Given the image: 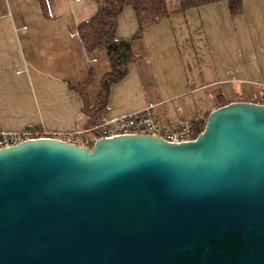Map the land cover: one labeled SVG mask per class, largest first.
Segmentation results:
<instances>
[{"label": "water", "instance_id": "obj_1", "mask_svg": "<svg viewBox=\"0 0 264 264\" xmlns=\"http://www.w3.org/2000/svg\"><path fill=\"white\" fill-rule=\"evenodd\" d=\"M0 264H264V104L193 139L0 148Z\"/></svg>", "mask_w": 264, "mask_h": 264}, {"label": "crops", "instance_id": "obj_2", "mask_svg": "<svg viewBox=\"0 0 264 264\" xmlns=\"http://www.w3.org/2000/svg\"><path fill=\"white\" fill-rule=\"evenodd\" d=\"M171 11L142 29L133 44L139 57L110 87L104 117L152 104L161 125L202 118L229 102L264 96V0H242L231 15L226 1ZM0 0V129L17 132L38 127L75 131L88 119L83 100L71 85L91 83V101L109 70L102 49L89 50L77 26L96 11L93 0ZM138 29L131 6L117 17L115 36L129 38ZM257 95V96H258Z\"/></svg>", "mask_w": 264, "mask_h": 264}, {"label": "trees", "instance_id": "obj_3", "mask_svg": "<svg viewBox=\"0 0 264 264\" xmlns=\"http://www.w3.org/2000/svg\"><path fill=\"white\" fill-rule=\"evenodd\" d=\"M44 14H47L45 0H38ZM96 4L95 13L77 26V33L81 43L89 50L102 49L105 51L109 70L99 80V90L96 97L91 101L88 96V87L91 78L84 82L71 85L83 100L81 113L87 116L82 128H91L96 125L107 111V102L110 87L124 78L128 73L130 62L137 61L139 57L134 53L133 44L141 37L142 29L156 23L160 18L167 16L171 11L168 9L166 0H93ZM221 0H180L179 10L189 7L208 4ZM231 15L239 13L242 9V0H224ZM131 6L136 15L138 29L129 38H117L115 29L117 17L122 9ZM258 95V94H257ZM255 96L252 102L264 104V96ZM237 101H242L240 98ZM228 101L220 98L218 106L227 104ZM206 115L198 118L199 128L191 136L196 137L203 129ZM194 120H191L193 122ZM33 127L32 129H37ZM90 147V146H89Z\"/></svg>", "mask_w": 264, "mask_h": 264}, {"label": "built area", "instance_id": "obj_4", "mask_svg": "<svg viewBox=\"0 0 264 264\" xmlns=\"http://www.w3.org/2000/svg\"><path fill=\"white\" fill-rule=\"evenodd\" d=\"M152 106V104H147L140 110L114 119L103 117L91 128L80 127L75 131H46L41 128H25L17 132L0 131V148L10 147L21 141L34 138H52L86 147L91 146L96 139L101 137L131 134L154 135L169 142L193 139L191 136L199 128L197 119L193 122L184 121L173 125H161L152 111Z\"/></svg>", "mask_w": 264, "mask_h": 264}, {"label": "rangeland", "instance_id": "obj_5", "mask_svg": "<svg viewBox=\"0 0 264 264\" xmlns=\"http://www.w3.org/2000/svg\"><path fill=\"white\" fill-rule=\"evenodd\" d=\"M77 34H78V33H77ZM102 118H103V117H102ZM24 129H25V128H24ZM41 129H42V128H41ZM0 131H3V130L0 129ZM20 131H21V130H20Z\"/></svg>", "mask_w": 264, "mask_h": 264}]
</instances>
